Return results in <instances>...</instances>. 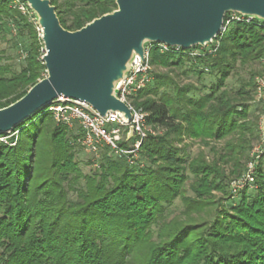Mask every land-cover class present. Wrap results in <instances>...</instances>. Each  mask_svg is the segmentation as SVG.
Here are the masks:
<instances>
[{"label": "trees", "instance_id": "trees-1", "mask_svg": "<svg viewBox=\"0 0 264 264\" xmlns=\"http://www.w3.org/2000/svg\"><path fill=\"white\" fill-rule=\"evenodd\" d=\"M50 1L70 30L116 7L115 0ZM229 15L205 47L161 52L157 43L148 46L150 64L166 70L153 71L152 82L133 101L148 112L146 124L162 129L141 141L138 153L147 165L106 153L85 173L75 161L78 126L55 121L46 108L16 125L8 143L0 141V264H264V154L257 163L255 195L248 199L243 189L239 203L225 205L230 179L241 174L243 159L251 158L253 98L247 88H255L259 72L252 71L235 94L225 81L236 63L261 59L264 32L259 20L226 22ZM19 21L28 26L30 43L18 71L1 62L0 50V107L45 75L34 24L0 0V31ZM191 49L202 53L192 57ZM189 61L188 70L199 77V62L217 74L208 91L173 76V69ZM187 139L209 146L212 157L202 149L190 157ZM221 140V149L212 144ZM190 176L192 194H187ZM69 192L76 198L69 199ZM175 199L182 203L181 216L169 218Z\"/></svg>", "mask_w": 264, "mask_h": 264}, {"label": "water", "instance_id": "water-1", "mask_svg": "<svg viewBox=\"0 0 264 264\" xmlns=\"http://www.w3.org/2000/svg\"><path fill=\"white\" fill-rule=\"evenodd\" d=\"M40 28L45 75L24 95L0 107V134L59 96L84 101L103 116L132 114L118 85L146 46L165 43L205 47L223 27L226 13L264 21V0H115L116 7L78 29L63 27L50 0H25ZM264 139V115L260 122ZM133 134L129 125L127 135Z\"/></svg>", "mask_w": 264, "mask_h": 264}, {"label": "built area", "instance_id": "built-area-1", "mask_svg": "<svg viewBox=\"0 0 264 264\" xmlns=\"http://www.w3.org/2000/svg\"><path fill=\"white\" fill-rule=\"evenodd\" d=\"M8 3L10 7L16 9L24 15L29 22L34 24L40 37V28L36 22L34 13L28 6L27 2L25 0H8ZM234 19L245 20L247 22L252 20L251 17H245L238 13H230L226 22ZM256 23L262 27L264 32V21L259 20ZM157 45L160 47L161 52L167 50H174L177 52L182 49L179 46H170L165 43H157ZM217 45L218 41L215 42V47L209 49L208 52L215 50ZM148 46H151V44L146 46L144 59L141 60L137 58L131 69L118 85V97L124 101L131 110L132 117L129 122H126L116 112L109 111L106 116H103L84 101L64 98L62 96L52 100L46 107V110L52 112L54 118L58 122L66 124L69 128H73L75 125L78 126L80 133L77 138L78 143L86 153L93 156L95 161H97L96 158L99 156L101 148L104 147L116 156H126L127 160L130 163H133L137 158L138 149L142 139L148 135V132H153L151 127L146 124V116L148 115V112L141 107H136L133 103L137 92L153 80L148 56ZM41 51L42 55L44 53L43 44L41 46ZM201 53L202 52L198 49H191L189 51V54L192 57ZM260 61L263 68L261 69V74L259 73L255 77V89L258 92L264 91V54ZM129 125H132L133 127V134L130 136L127 135ZM122 141H128V146L124 147L120 145ZM263 150L264 140L262 148L252 147L250 152L251 158L248 160L250 162L245 172L240 179L238 178V180L236 179L232 183V189L234 191L241 188L246 182L253 181V167L255 161H257V158ZM93 164L96 166V162Z\"/></svg>", "mask_w": 264, "mask_h": 264}, {"label": "rangeland", "instance_id": "rangeland-1", "mask_svg": "<svg viewBox=\"0 0 264 264\" xmlns=\"http://www.w3.org/2000/svg\"><path fill=\"white\" fill-rule=\"evenodd\" d=\"M30 23V22H29ZM10 23H9V29L8 25H5L4 30L0 31V50L2 51L3 54V59L1 62H7L11 65L13 71H18L24 64V57L26 55V49L29 47L30 43V34H29V28L28 26L24 25L21 21L17 22L14 27L10 28ZM16 28V30H15ZM15 31H14V30ZM39 36V35H38ZM210 47L207 49L209 51ZM41 51V47L39 49ZM214 51V50H213ZM195 57V56H194ZM261 61L259 60L258 62H252L249 64H239L236 63L227 77L225 81V88L231 93L235 94L237 90L245 84V82L248 81L249 75L252 71H258L261 74V69L263 68L261 65ZM151 65V64H150ZM190 67V61L186 62L185 67L182 69L180 68H175L173 69V76L175 79L178 81V83H194L198 88H200L202 91L201 92H206L208 91L209 87L214 84L216 81L217 74L211 73L210 68L206 67L203 63L199 62L198 66H195L196 69L202 70V75L199 77L197 75V72L195 70L189 71ZM166 68L163 67H155L151 65V72L153 71H165ZM257 73L256 75H258ZM153 75V74H152ZM255 81V78H254ZM250 87V86H249ZM249 91V94L252 96V100L248 101L249 105V111H248V119L253 125V136H252V147L253 148H262L263 146V135H262V130L260 127V122L261 119L264 115V91L258 92L254 87L253 88H247ZM54 118V116H53ZM55 119V118H54ZM55 121H57L55 119ZM151 127L153 132H148V134H158L162 132V129L159 128H153L151 125H148ZM74 128V127H73ZM129 128V127H128ZM17 131L13 133L16 135ZM12 135H3L0 136V141L4 143H8V137ZM186 142L189 143V147L187 148V152L189 153L190 157L195 156L196 153L199 150H204V152L208 155V157H212V152L209 150V146H204L201 142L195 140L193 142H189V140H185ZM74 145L78 143V140L75 138L73 141ZM14 144V142L12 143ZM218 149H221L223 145V140L221 141H214L212 142ZM251 149H248L247 154L251 152ZM74 153H75V161H77L78 165L82 168V170L85 173H92L93 172V167L95 165L93 164L94 162L98 163L99 158L101 159V156L103 154H110V152L106 148H101L99 152V156H97V161L93 159V156L86 153L81 147L79 146H74ZM264 154V150L260 153L259 157L257 158V161H255V165L253 167V181L246 182L245 184L242 185L241 188L237 189L234 191L232 189V183L234 180L240 179L242 174L245 172L248 164L250 161H246V159H243L242 165H243V170L241 174L233 177L230 179L228 183V190L231 194V198L225 202V205L227 207H231L237 203H239L240 198H241V193L243 189H247L246 191V197L248 199H251L252 196L255 195L256 193V171H257V163L260 158ZM95 158V157H94ZM264 158V156H263ZM135 162L139 164V166L143 167L147 165V160L143 156H141L139 153L137 155V158L135 159ZM93 164V165H92ZM230 165L231 163L224 164V167L226 171L230 170ZM264 167V164H263ZM190 175V174H189ZM191 176L190 179L186 182L185 184V189L187 194H192L191 191L188 188V183L191 181ZM83 183V180H81V184ZM215 195H218V192H213ZM68 198L69 199H75L76 195L74 192H69L68 193ZM183 206L182 203L179 199H175L174 202L169 206L170 209V215L169 218H172L174 216H181V210ZM156 227L153 226V229ZM155 238V236H154Z\"/></svg>", "mask_w": 264, "mask_h": 264}]
</instances>
